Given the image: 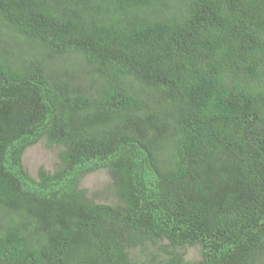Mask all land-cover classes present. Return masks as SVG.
<instances>
[{
    "label": "trees",
    "instance_id": "trees-1",
    "mask_svg": "<svg viewBox=\"0 0 264 264\" xmlns=\"http://www.w3.org/2000/svg\"><path fill=\"white\" fill-rule=\"evenodd\" d=\"M0 264H264V0H0Z\"/></svg>",
    "mask_w": 264,
    "mask_h": 264
},
{
    "label": "rangeland",
    "instance_id": "rangeland-1",
    "mask_svg": "<svg viewBox=\"0 0 264 264\" xmlns=\"http://www.w3.org/2000/svg\"><path fill=\"white\" fill-rule=\"evenodd\" d=\"M57 149H50L44 141L30 147L25 154V164L34 175L41 167L52 169L57 159ZM90 195L97 201L110 202L112 199L111 180L107 172L98 171L88 174L81 181ZM194 252L191 250V253Z\"/></svg>",
    "mask_w": 264,
    "mask_h": 264
}]
</instances>
